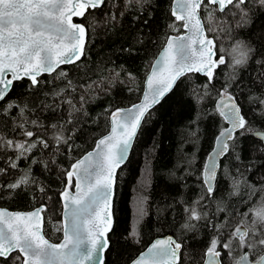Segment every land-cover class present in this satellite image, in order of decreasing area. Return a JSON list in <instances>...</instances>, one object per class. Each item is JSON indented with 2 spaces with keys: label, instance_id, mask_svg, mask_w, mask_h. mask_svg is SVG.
<instances>
[{
  "label": "snow or ice",
  "instance_id": "6c2138e0",
  "mask_svg": "<svg viewBox=\"0 0 264 264\" xmlns=\"http://www.w3.org/2000/svg\"><path fill=\"white\" fill-rule=\"evenodd\" d=\"M250 4L264 10V0H174L169 9L173 18L169 27L183 34L165 40L161 61L152 65V71L145 77L143 99L127 109L105 108L107 134L95 142L94 151L87 152L61 171L64 187L58 196L63 217L57 231H62L63 239L52 243L45 238L41 213L46 212V205L31 212L0 208V264H104L103 254L110 249L108 234L113 228L112 198L117 169L127 159L138 130L151 115V109L179 88L182 77L188 74L204 75L207 82L197 90V99L210 98L207 90L214 86L216 69L221 66L231 68L232 72L216 91L214 112L228 126L219 130L215 147L201 167L197 179L202 195L183 208L186 213L183 230L191 232L195 238L196 225L201 221L210 230L205 246L186 258L185 239L167 235L155 239L131 264H264V203L255 209L228 213L226 207L221 206L222 201H217L216 211L211 215L200 207L205 201L216 200L218 177L223 178L226 173L232 175L220 161L232 157L239 162L241 155L237 150L242 149L243 138L251 136L257 141L255 151L264 156V91H261L264 90V72L251 81L252 85H257L259 95H255L250 86L245 94L242 77L236 75L238 68L250 62L264 69V53H257L243 40H237L229 53L232 57L229 63L225 49L218 43L217 28L211 23L217 21V14H223L239 17L237 28L246 27L251 22ZM136 5L142 7L143 0H123L119 7L115 0H0V116L5 117L0 121V148L13 153L6 158L5 166L0 167V177L11 174L12 170L19 171L18 162L24 159H31L32 164H42L49 170L48 164L54 161L33 158L34 150H49L53 156L61 148L73 150V137L82 130L80 116H89L85 107L92 99L89 90L107 95L119 77V72H115L107 83L103 78L80 84L68 79L69 73L61 66L75 65L86 59L90 42L89 28L74 23V18L87 19L99 13L115 23L125 15L121 8ZM220 30L226 35L230 33L226 24ZM257 55L261 59L257 60ZM44 74L64 82V87L52 91L53 103L41 101L29 109L27 104L21 106L16 100L8 99L15 82L27 79L29 89H39L45 83ZM128 78L134 79L131 73ZM241 95H245L249 107L240 103ZM26 111L39 115L48 112L57 122L45 125L39 116L29 119ZM8 131L12 133L10 138L4 135ZM245 170L252 171V164ZM235 172L240 179L233 176L229 195L240 197L247 208L248 198L241 193V184L246 186L248 195L257 194V188L244 177L240 168ZM259 183L258 191L264 192V177ZM25 186L35 187L37 192L51 199L47 196L50 189L30 176V168L18 178L14 176L11 183L0 184V194L13 193ZM140 214L147 215V212L141 208ZM138 235L133 227L131 237L135 239Z\"/></svg>",
  "mask_w": 264,
  "mask_h": 264
},
{
  "label": "trees",
  "instance_id": "16d2710c",
  "mask_svg": "<svg viewBox=\"0 0 264 264\" xmlns=\"http://www.w3.org/2000/svg\"><path fill=\"white\" fill-rule=\"evenodd\" d=\"M115 2L119 7L123 0ZM170 5L171 0H143L142 7L136 5L128 9L121 8L125 15L115 23L106 20L99 13H94L87 19H75L89 28L90 42L86 49V59L75 65L61 66L69 73L68 79L80 84L103 78L107 83L115 72H119V77L107 95L89 90L92 99L85 105L89 116H80L82 123L79 127L82 130L73 137V150L61 148L55 156L49 150H34L33 158L45 162L54 161L48 164L49 170H45L42 164H32L31 159H24L18 162L19 171L12 170L11 174L0 177V184L5 181L11 183L14 176L18 178L30 168V176L50 189L47 196L51 199L31 186H25L13 193L5 191L0 194V206L12 210H27L40 204L46 205L47 210L42 213L43 233L51 241L61 238V231H57L61 225L58 193L64 187L61 171L92 148L95 140L108 130L105 108L111 106L114 109L139 99L143 79L151 61L168 35L177 34L169 27L173 23L169 12ZM249 7L252 9L251 22L246 27H236L239 17L217 14L215 23L219 33L218 43L225 49L224 55L229 63L232 60L229 53L237 40H243L256 49L257 53H264V14H261L264 10H257L252 4ZM224 24L230 29L227 35L220 30ZM256 59L261 57L257 55ZM231 72L232 69L225 66L216 69L214 86L207 90L210 98L205 96L203 100L197 99V90L207 82L206 78L202 74H188L182 77L179 88L151 110V115L137 132L126 161L117 169L112 199L113 228L108 234L110 249L104 253V264H128L154 237L162 234L185 239L186 258L189 253H199L205 246L210 230L204 227V221L197 223L195 238L191 232L183 230L182 225L186 222L183 208L202 195L197 178L216 135L221 127L226 126L225 121L214 112L213 101L217 99L216 91L229 79ZM260 72H264V69L251 62L236 70L237 77H242L246 86L242 90L245 94L249 92L250 86L251 91L259 95L256 91L257 85H252L251 81L258 79L257 74ZM128 73L134 79H129ZM42 79L45 83L39 89H29L27 79L15 82L8 99L16 100L21 106L27 104L29 109L35 108L41 101L53 103L52 91L64 87V82L53 80L48 74H44ZM240 103L245 108L249 107L245 95L240 96ZM25 115L29 119H37L39 116L45 125L57 122L48 112L39 115L26 111ZM4 119L5 117L0 116V121ZM4 135L10 138L12 133L8 131ZM48 135L51 137V129ZM17 138L20 137L17 135ZM240 143L243 147L237 150L241 155L239 162L232 157L221 158L220 161L227 165L232 175L226 173L223 178L218 177L216 200L205 201L200 206L210 215L216 211L217 201H222L221 206H225L228 213L255 209L264 203V192L258 191L261 187L259 181L264 177V167H261L264 156L255 151L257 141L251 136L243 138ZM11 155L13 153L10 150L0 148V167L5 166L6 158ZM193 160L194 163L190 164L189 161ZM249 164H252V171L245 170ZM237 168L257 188V194L248 195L246 186L241 184V193L248 198L247 208L241 203L240 197L229 195L233 176L240 179L235 172ZM141 208L146 210L147 215L140 214ZM133 227L139 233L135 239L131 237Z\"/></svg>",
  "mask_w": 264,
  "mask_h": 264
},
{
  "label": "water",
  "instance_id": "95a60500",
  "mask_svg": "<svg viewBox=\"0 0 264 264\" xmlns=\"http://www.w3.org/2000/svg\"><path fill=\"white\" fill-rule=\"evenodd\" d=\"M173 2H174V0H171V5H170V7L172 6V4H173ZM75 19H78V18H74V23H78V24H83L82 22H80V21H77V20H75ZM177 34H183V31H181L180 33H177ZM177 34H169L168 35V37L169 36H175V35H177ZM167 39V38H166ZM163 47H164V44L162 45V47L158 50V52L156 53V55L154 56V58H153V60L151 61V64H150V66H149V69H148V71L146 72V74H145V76H144V79H143V84H142V91H141V93H140V96H139V99L137 100V101H135V102H133V103H131V104H129V105H125V106H118L119 108H125V109H127V108H130L132 105H134V104H138V103H140L141 102V100L143 99V96H144V93H145V91H146V84H145V77H146V75L147 74H149L151 71H152V65H156V64H158L160 61H161V59H162V57H161V52H162V49H163ZM62 66H64V65H62ZM203 75V74H202ZM156 106V105H155ZM154 106V107H155ZM153 107V108H154ZM115 108H117V107H115ZM152 108V109H153ZM151 109V110H152ZM226 123V122H225ZM228 125H227V123H226V126L225 127H227ZM108 131V130H107ZM107 131L105 132V133H103L102 135H100L96 140H95V142L98 140V139H100L103 135H105V134H107ZM135 139V138H134ZM134 141V140H133ZM95 142H94V145H93V147L92 148H90L89 150H87L86 152H84L82 155H80L78 158H82L87 152H89V151H94L95 150ZM133 144V143H132ZM215 147V139H214V143H213V146H212V148L210 149V151L207 153V155H206V158H205V161H204V163L206 162V160H207V157H208V155L212 152V150H213V148ZM131 149V148H130ZM130 149H129V152H130ZM129 152H128V155H129ZM128 157V156H127ZM78 158H76V159H78ZM75 159V160H76ZM75 160H73L72 162H74ZM126 161V160H125ZM113 199V198H112ZM42 204H40V205H38V206H35V207H33V208H31V209H27V210H12V209H9V208H7V207H4V206H0V208H3V209H7V210H9V211H11V212H31V211H33V210H35L36 208H38V207H40ZM44 205V204H43ZM41 215H42V217H43V214L41 213ZM62 217H63V212H62V205H61V214H60V224H61V220H62ZM112 221H113V217H112ZM42 229H43V224H42ZM167 235H171V234H162V235H158V236H156V237H154L146 246H144L133 258H135V257H137L138 256V254L140 253V252H142V251H146V249H147V247H149L150 246V244L152 243V242H154L155 241V239H157V238H160V237H163V236H167ZM45 238L46 239H48L46 236H45ZM63 239V234H62V231H61V238L58 240V241H51L50 239V242H52V243H60L61 242V240ZM103 256H104V254H103ZM132 258V259H133ZM131 259V260H132ZM131 260L129 261V263L128 264H131ZM85 264H90V262H85Z\"/></svg>",
  "mask_w": 264,
  "mask_h": 264
},
{
  "label": "rangeland",
  "instance_id": "374dc122",
  "mask_svg": "<svg viewBox=\"0 0 264 264\" xmlns=\"http://www.w3.org/2000/svg\"><path fill=\"white\" fill-rule=\"evenodd\" d=\"M212 23V27L216 28V23L215 22H211Z\"/></svg>",
  "mask_w": 264,
  "mask_h": 264
}]
</instances>
